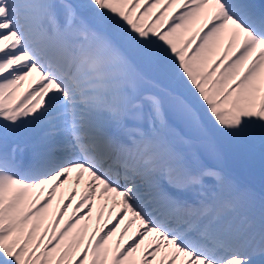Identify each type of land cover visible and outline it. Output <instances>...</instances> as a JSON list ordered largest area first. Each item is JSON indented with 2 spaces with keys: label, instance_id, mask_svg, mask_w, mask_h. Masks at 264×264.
I'll return each mask as SVG.
<instances>
[{
  "label": "snow or ice",
  "instance_id": "obj_1",
  "mask_svg": "<svg viewBox=\"0 0 264 264\" xmlns=\"http://www.w3.org/2000/svg\"><path fill=\"white\" fill-rule=\"evenodd\" d=\"M222 141L264 147V0H0V264H264Z\"/></svg>",
  "mask_w": 264,
  "mask_h": 264
},
{
  "label": "rangeland",
  "instance_id": "obj_2",
  "mask_svg": "<svg viewBox=\"0 0 264 264\" xmlns=\"http://www.w3.org/2000/svg\"><path fill=\"white\" fill-rule=\"evenodd\" d=\"M228 143L230 142L222 141L219 144L224 158L223 170L229 176L240 180L244 188L252 190L256 188L258 195L264 193V147L259 144ZM228 148L232 149V154L236 153V162L239 167L234 166L228 158L230 156Z\"/></svg>",
  "mask_w": 264,
  "mask_h": 264
},
{
  "label": "bare ground",
  "instance_id": "obj_3",
  "mask_svg": "<svg viewBox=\"0 0 264 264\" xmlns=\"http://www.w3.org/2000/svg\"><path fill=\"white\" fill-rule=\"evenodd\" d=\"M28 84L27 82H25V85H24V88L21 89V92H23L26 88H27ZM240 184V183H239ZM241 185V184H240ZM73 185L70 184L69 185H65L64 187L60 188V189H57V199L53 201V207L55 208L57 203H58V200H59V197L61 195V193L64 194V196L66 197L68 194H69V189L72 187ZM245 189H249V188H245ZM251 190V189H250ZM253 191V190H252ZM78 194H77V200L76 201H73V207L75 206V204L79 201L80 199V193L83 192V184L80 186V188L77 190ZM256 192V191H254ZM73 211V208H69L68 209V213L66 214L65 216V220L68 219V217L71 215ZM84 210L82 209L81 212H83ZM99 212H100V208H99V202H97L96 206L93 208V211H92V218H91V221H81V224L78 225L77 227H82L85 223H88V232L89 234H91L92 230L96 227H101L103 228L105 223L106 222H109L108 221V213H107V210L104 211V215H103V218H101L99 221H97V216L99 215ZM110 223V222H109ZM121 227H123V225H121ZM134 231V230H133ZM119 233V229L117 230V234ZM131 236V232L129 233V236H126L125 237V242H128L129 240V237ZM116 237H112L111 238V241L110 243H114Z\"/></svg>",
  "mask_w": 264,
  "mask_h": 264
}]
</instances>
